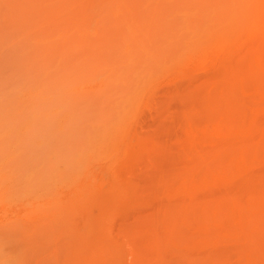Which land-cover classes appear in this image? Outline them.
Listing matches in <instances>:
<instances>
[{
    "label": "rangeland",
    "instance_id": "1",
    "mask_svg": "<svg viewBox=\"0 0 264 264\" xmlns=\"http://www.w3.org/2000/svg\"><path fill=\"white\" fill-rule=\"evenodd\" d=\"M0 264H264V0H0Z\"/></svg>",
    "mask_w": 264,
    "mask_h": 264
},
{
    "label": "bare ground",
    "instance_id": "2",
    "mask_svg": "<svg viewBox=\"0 0 264 264\" xmlns=\"http://www.w3.org/2000/svg\"><path fill=\"white\" fill-rule=\"evenodd\" d=\"M163 30V29H162ZM163 32H165V31H163Z\"/></svg>",
    "mask_w": 264,
    "mask_h": 264
}]
</instances>
